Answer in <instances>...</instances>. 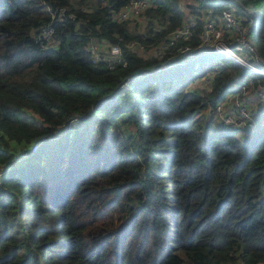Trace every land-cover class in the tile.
<instances>
[{
    "label": "trees",
    "instance_id": "trees-1",
    "mask_svg": "<svg viewBox=\"0 0 264 264\" xmlns=\"http://www.w3.org/2000/svg\"><path fill=\"white\" fill-rule=\"evenodd\" d=\"M128 1L0 0V264H264V97L253 128L207 113L264 75L201 42L231 7L264 57V0Z\"/></svg>",
    "mask_w": 264,
    "mask_h": 264
},
{
    "label": "built area",
    "instance_id": "built-area-1",
    "mask_svg": "<svg viewBox=\"0 0 264 264\" xmlns=\"http://www.w3.org/2000/svg\"><path fill=\"white\" fill-rule=\"evenodd\" d=\"M149 5V0H129L116 14L117 19H125L130 15H136L142 12ZM252 25L258 21L257 14ZM222 20L227 28L232 29V34L228 35L220 28L215 20H208L204 23L201 42L206 50L214 49L223 52L239 64L247 66L264 75V57L261 55L259 48L248 32V27L241 25L240 19L235 16L231 7L222 9ZM191 23L177 27L169 33L171 42L176 37L187 38L191 34ZM52 29L47 33L51 34ZM235 36V37H234ZM231 37H234L232 39ZM227 38H231L227 41ZM130 47L139 51H144L146 46L136 41L129 43ZM102 46H106L105 49ZM169 46L165 40H162V47L157 49V53L163 55L165 49ZM155 48V47H154ZM188 47H182L184 51ZM90 51L96 60H111L112 58H120L121 47L118 43L107 44L101 43L95 38L91 40ZM188 56V55H187ZM206 81V85L211 82L213 72H209L202 76ZM205 85V86H206ZM253 93H256L254 95ZM264 97V87L254 86L253 82L242 84L239 88L228 92L222 100H220L215 108L209 114L223 124L231 127H254V113L256 112L257 98Z\"/></svg>",
    "mask_w": 264,
    "mask_h": 264
},
{
    "label": "rangeland",
    "instance_id": "rangeland-1",
    "mask_svg": "<svg viewBox=\"0 0 264 264\" xmlns=\"http://www.w3.org/2000/svg\"><path fill=\"white\" fill-rule=\"evenodd\" d=\"M246 7L251 9V10H253V11L260 12L261 9L264 7V5H261V4L259 5V4H256V3L247 2L246 3ZM251 13H252V11H251ZM138 19H139V21H138L137 27H139L141 29V28H143L144 24H142V18L138 17ZM141 30H143V29H141ZM151 47H152L151 51H153L154 50V46L151 45ZM102 48L105 49L106 46H102ZM149 48H150V46H148V49L145 52H149ZM190 85L192 87H194L196 85L199 86V87H203V86L206 85V81L203 80V78L198 77L193 82H191ZM214 122H216V121L214 120Z\"/></svg>",
    "mask_w": 264,
    "mask_h": 264
}]
</instances>
